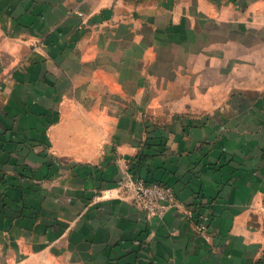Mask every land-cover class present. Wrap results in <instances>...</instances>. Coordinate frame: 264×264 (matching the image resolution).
Instances as JSON below:
<instances>
[{
    "label": "crops",
    "instance_id": "crops-1",
    "mask_svg": "<svg viewBox=\"0 0 264 264\" xmlns=\"http://www.w3.org/2000/svg\"><path fill=\"white\" fill-rule=\"evenodd\" d=\"M0 264H264V0H0Z\"/></svg>",
    "mask_w": 264,
    "mask_h": 264
},
{
    "label": "built area",
    "instance_id": "built-area-1",
    "mask_svg": "<svg viewBox=\"0 0 264 264\" xmlns=\"http://www.w3.org/2000/svg\"><path fill=\"white\" fill-rule=\"evenodd\" d=\"M118 187L130 195L133 201L152 217L162 216L170 207L179 205L171 185L146 180L135 172H126L119 180ZM207 228L206 217L199 223L198 229L206 231Z\"/></svg>",
    "mask_w": 264,
    "mask_h": 264
},
{
    "label": "rangeland",
    "instance_id": "rangeland-1",
    "mask_svg": "<svg viewBox=\"0 0 264 264\" xmlns=\"http://www.w3.org/2000/svg\"><path fill=\"white\" fill-rule=\"evenodd\" d=\"M174 189V188H173Z\"/></svg>",
    "mask_w": 264,
    "mask_h": 264
}]
</instances>
